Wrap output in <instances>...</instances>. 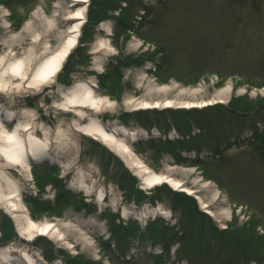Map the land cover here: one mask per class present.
<instances>
[{
	"label": "rangeland",
	"instance_id": "obj_1",
	"mask_svg": "<svg viewBox=\"0 0 264 264\" xmlns=\"http://www.w3.org/2000/svg\"><path fill=\"white\" fill-rule=\"evenodd\" d=\"M55 2L0 0V41L16 33L36 8L50 16ZM85 6L88 14L90 7L101 14L83 21L76 46L50 83L27 86L41 63L35 55L58 46L62 37L49 34L31 48L34 38L28 36L14 44L12 53L0 43V58L29 49L34 53L23 79L11 76L0 62V84L6 82L0 86L2 126L9 130L16 123L5 119L8 110L22 123L31 122L40 135L43 126L52 150L74 165L63 174L47 161L36 162L23 177L0 154V171L22 186L31 220L89 225L83 231L91 246L71 234L65 235L70 247L47 236L26 239L0 204V247L11 245L13 255L26 251L41 264H264V0H88ZM101 44L104 48L95 47ZM138 73L158 85L201 84L203 97L226 86L230 93L224 103L208 107L131 110L126 99L145 92L136 88ZM86 80L113 106L97 114L85 109L83 118L97 117L105 125L116 121L136 131L132 151L153 172L168 161L193 168L192 175L219 192L214 205L228 207V216H209L195 197L166 183L142 188L134 170L102 143L67 130L63 123L76 117L52 105L68 87ZM58 127L68 133V143L55 138ZM78 170L90 182L92 176L91 193L72 187ZM101 188L100 205L96 191ZM124 207L129 215H123ZM144 207L166 214L141 224L133 212ZM100 226L102 232L95 229ZM148 243L160 255L143 248Z\"/></svg>",
	"mask_w": 264,
	"mask_h": 264
},
{
	"label": "bare ground",
	"instance_id": "obj_2",
	"mask_svg": "<svg viewBox=\"0 0 264 264\" xmlns=\"http://www.w3.org/2000/svg\"><path fill=\"white\" fill-rule=\"evenodd\" d=\"M87 1L88 0H54L55 6L50 16L44 15L41 8L38 7L16 33L6 35L2 38L0 43L6 45L10 53L13 52L14 44L17 45L19 41H24L28 36L34 38V43L30 46L31 48L37 46L40 42H38V40L45 39L49 34L56 39L59 37L63 38L58 46L46 49V51H44L45 53H42L43 55L38 56L41 53L35 55V57L41 59V63L32 77L29 78L30 82H27L29 83L27 86L31 88L35 85H42L44 82L50 83L49 81H52V78L57 75L65 58L74 48L72 46H74L77 41L78 33L86 18L85 5ZM1 16L5 19L4 15ZM49 41L50 38L45 44H48ZM103 45L104 44H101L95 47L104 48ZM31 50L32 49H29L25 53L19 54L21 56H13L12 54V56L10 54L3 55L2 58H0V62L8 65L7 68L10 70L11 76L15 77L19 75L21 79H23V77L26 78L25 66L26 63H29L28 61H32L31 55L34 54ZM44 55H47V57L43 58ZM5 83L0 84V86L3 85L5 87ZM94 85L95 84L90 80L79 82L68 87L63 95L61 97L59 96V98L54 101L52 107L55 110H59L65 114L73 113L76 117V120L71 121V123H63L67 130L69 129L70 131L80 133L81 135L102 143L134 170L135 175L139 177L142 182V188L166 183L174 190H181L194 196L200 203L201 208L209 216L217 218L218 220L225 219L229 213L228 207H216L214 205V201L218 198L219 192L211 188L210 182L206 180L203 181L197 175H192L195 171L193 168H180L168 161L163 165L161 171L157 173L153 172L144 166L132 151L131 142L139 139V135L136 131L116 121L105 125L97 119V117L85 116L83 118L85 109L91 110L93 114H97L106 107L113 106V102L110 101V99L99 96V94L95 92ZM135 85L136 88H143L145 92L141 97H129L126 99L125 105H128L131 110L143 108L155 109L171 106L200 108L204 105L224 103L230 93V87L226 86L213 95L203 97L199 94L202 86L201 84H199L198 87H183L175 83L171 85H158L146 78L143 73H138V75L135 76ZM22 113H24V111H22ZM28 114L29 112L27 111L25 115L28 116ZM1 115L2 113H0V154L6 158L8 165L19 167L23 177H25L26 174L30 175L32 164L36 162L47 161L49 164H53L58 168L60 167L63 174L71 170L74 164L72 165L65 162L63 152H58L60 150H52V142L48 136V130L42 125H40L42 126V134L40 135V132L34 130V125H32L31 122L22 123L16 118L19 117L18 115L16 116L13 111L8 110L5 119L7 121L15 119L16 123L11 129L6 130L1 124L4 120ZM21 115L25 116L23 114ZM86 120L87 122L83 123V121L85 122ZM64 133L65 132L60 127L54 132L55 138L61 144L68 143L64 141L68 133H66V135ZM58 148H60V146ZM175 174H179L181 178H176L174 176ZM89 177L90 176L82 170L76 171L74 180L72 181V187L75 188L76 191L88 194L91 193L93 191V183L92 176L91 182L89 181ZM189 177L191 178L188 179ZM47 190V192L53 196L54 192H51L50 188H47ZM21 192L22 186L19 182L13 180L9 175L7 176L4 171H0V204L3 205L12 216L16 223V231L19 235L29 240L38 236H47L53 238L54 241L62 245L70 247V244L67 245L68 243L65 241V235L71 234L75 235L78 240L84 241L87 246H91L90 239L83 231V229L92 228L89 225L82 224L77 220L73 221V223H57L46 219H42L41 221L31 220L21 200ZM96 193L98 197L97 203L101 205L100 200L104 195L103 189H99ZM122 213L125 216L130 214L125 207L122 208ZM133 213H135L133 215L135 220L139 221L141 224H144L147 219H155L157 216L161 217V214H166L162 208L154 209L149 207H144L142 210L134 211ZM89 224L91 225V223ZM95 229L98 232L103 231L101 226ZM11 247L12 246L8 244L0 247L1 261L14 264H41L39 258L36 256L34 257V255H29L26 251H23L22 254L19 255H13V252L16 251Z\"/></svg>",
	"mask_w": 264,
	"mask_h": 264
},
{
	"label": "trees",
	"instance_id": "obj_3",
	"mask_svg": "<svg viewBox=\"0 0 264 264\" xmlns=\"http://www.w3.org/2000/svg\"><path fill=\"white\" fill-rule=\"evenodd\" d=\"M99 9H100V8H99ZM99 9H98V10H97V9L93 10L92 7H90L88 17H89V19H90L91 21L93 20L94 15H95V16H96V15L98 16V14H99V16H100L101 11H99ZM92 22H93V21H92Z\"/></svg>",
	"mask_w": 264,
	"mask_h": 264
}]
</instances>
